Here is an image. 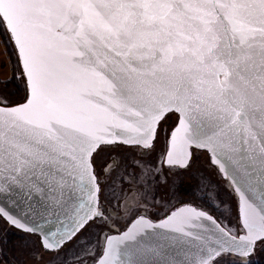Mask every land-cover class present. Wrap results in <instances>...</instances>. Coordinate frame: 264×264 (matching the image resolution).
Returning a JSON list of instances; mask_svg holds the SVG:
<instances>
[{
	"label": "snow or ice",
	"instance_id": "6c2138e0",
	"mask_svg": "<svg viewBox=\"0 0 264 264\" xmlns=\"http://www.w3.org/2000/svg\"><path fill=\"white\" fill-rule=\"evenodd\" d=\"M0 27L27 87L23 103L0 104V220L65 264L109 221L117 231L80 264H251L264 250V0H0ZM167 114V165L206 152L237 195L239 229L190 205L143 214L167 182L146 158ZM113 146L145 155L98 173ZM101 174L138 186L122 230Z\"/></svg>",
	"mask_w": 264,
	"mask_h": 264
},
{
	"label": "rangeland",
	"instance_id": "374dc122",
	"mask_svg": "<svg viewBox=\"0 0 264 264\" xmlns=\"http://www.w3.org/2000/svg\"><path fill=\"white\" fill-rule=\"evenodd\" d=\"M0 30V104L15 105L20 100L14 85L23 88L25 83L23 77L16 78L21 74L17 56L6 30L3 27ZM12 79L14 85L10 83ZM184 177L186 203L207 211L230 228L239 229L236 199L229 186L211 166L205 152H195L191 167L184 171ZM102 244V238L92 237L89 231L86 241L75 247L69 245L65 249L69 257L66 264L80 263L76 254L82 250L95 251L98 255ZM250 260L264 264V250L257 249ZM91 263L92 258H89ZM0 264H65V255L61 253L57 257L45 252L39 246L38 237L21 233L0 220Z\"/></svg>",
	"mask_w": 264,
	"mask_h": 264
},
{
	"label": "flooded vegetation",
	"instance_id": "af4514ba",
	"mask_svg": "<svg viewBox=\"0 0 264 264\" xmlns=\"http://www.w3.org/2000/svg\"><path fill=\"white\" fill-rule=\"evenodd\" d=\"M176 123L177 116L175 114H169L165 117L158 127L156 138L153 142L154 147L146 157L150 158L152 164L160 169L161 177H167L166 183L161 179L159 183L153 185L151 192L156 196V201L153 202L150 196L148 198V206L143 209V214L151 217L153 220L161 219L172 209L186 204L184 177V171L186 169L171 168L164 164L165 153L168 147V138ZM144 155L145 153L140 149L129 148L127 146H113L111 149L101 154V158L97 164V172L100 173L101 167L105 161H118L124 158L131 164L134 161H138L141 156ZM129 171H131L130 168ZM123 174V171H121L120 175ZM99 178L100 182L105 185V195L108 197L103 201L104 206L108 208V216L111 217L112 221H117L119 229L122 230L129 219L128 216L122 214L135 206L138 200L136 195L138 186L135 184L134 180L128 177H125L126 183L123 186L120 185L118 177L113 178L106 174H101ZM128 184L132 185L131 195H122L123 189L127 188ZM113 191L115 195L112 194ZM118 206L120 209L119 214L113 210ZM89 231L92 237H99L100 233H115L117 228L113 227L112 222L109 221L106 224L99 223L93 225Z\"/></svg>",
	"mask_w": 264,
	"mask_h": 264
},
{
	"label": "water",
	"instance_id": "95a60500",
	"mask_svg": "<svg viewBox=\"0 0 264 264\" xmlns=\"http://www.w3.org/2000/svg\"><path fill=\"white\" fill-rule=\"evenodd\" d=\"M7 32V31H6ZM7 34H8V32H7ZM8 36H9V34H8ZM12 43V42H11ZM14 48V47H13ZM15 50V49H14ZM15 53H16V51H15ZM17 56V55H16ZM24 79V78H23ZM24 83H25V89H26V95H27V87H26V82H25V79H24ZM25 100V99H24ZM24 101H22L21 103H23ZM169 114H167V115H165L161 120H160V122H159V124H158V126H157V130H158V127H159V125H160V123L165 119V117H167ZM176 115V114H175ZM177 116V115H176ZM178 122V121H177ZM176 125H177V123H176ZM176 125L174 126V128L176 127ZM173 128V129H174ZM173 129H172V131H173ZM171 131V132H172ZM171 134V133H170ZM169 137H170V135H169ZM155 140V139H154ZM154 142V141H153ZM169 150V138H168V147H167V151ZM166 151V152H167ZM197 151H200V152H204V151H202V150H197ZM206 153V152H205ZM207 154V153H206ZM207 156H208V158H209V155L207 154ZM209 162H210V164H211V161H210V159H209ZM164 164H165V166H167V167H169L168 165H167V163H166V160L164 159ZM211 166L217 171V173L219 174V176L221 177V179L229 186V188H230V190L232 191V184L229 182V180H227V179H225V178H223L222 177V175L220 174V172L217 170V168L215 167V166H213L212 164H211ZM171 168H179L178 166H176V167H171ZM181 169V168H180ZM232 193H233V195H234V197H235V199H236V203H237V195L232 191ZM0 202H3V201H0ZM184 205H190V206H194V205H192V204H188V203H186V204H184ZM182 206V205H181ZM181 206H178V207H176V208H179V207H181ZM21 207H23V205H21ZM195 207V206H194ZM176 208H174V209H176ZM198 210H203V209H200V208H198V207H196ZM174 209H172V210H174ZM171 210V211H172ZM170 211V212H171ZM205 211V210H204ZM207 212V211H206ZM237 216H238V223H239V215H238V211H237ZM214 217V216H213ZM162 219V218H161ZM7 224V223H6ZM9 227H11V228H13V229H15V230H17V231H19V232H21V233H24L22 230H20V229H16L15 227H13V226H11V225H9V224H7ZM24 234H26V233H24ZM37 237V236H36ZM38 239H39V237H38ZM44 250V249H43ZM45 251V250H44ZM45 252H47V251H45ZM253 256V255H252ZM92 264V263H91Z\"/></svg>",
	"mask_w": 264,
	"mask_h": 264
},
{
	"label": "trees",
	"instance_id": "16d2710c",
	"mask_svg": "<svg viewBox=\"0 0 264 264\" xmlns=\"http://www.w3.org/2000/svg\"><path fill=\"white\" fill-rule=\"evenodd\" d=\"M1 28V27H0ZM0 34H1V30H0ZM10 83L12 84V85H14V80L12 79L11 81H10ZM15 86V89H16V94H17V96H18V100H20V102L19 103H21L22 101H24V99H25V97H26V89H25V87H20V86H16V85H14ZM19 103H17V104H19Z\"/></svg>",
	"mask_w": 264,
	"mask_h": 264
},
{
	"label": "built area",
	"instance_id": "2783aa9c",
	"mask_svg": "<svg viewBox=\"0 0 264 264\" xmlns=\"http://www.w3.org/2000/svg\"><path fill=\"white\" fill-rule=\"evenodd\" d=\"M22 77H23V76L20 74V75H18L16 78H18V79H22ZM222 223H223V222H222ZM225 225H226V224H225ZM76 261H78V259H76ZM251 264H255L254 261H253V262L251 261Z\"/></svg>",
	"mask_w": 264,
	"mask_h": 264
}]
</instances>
